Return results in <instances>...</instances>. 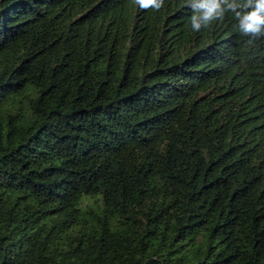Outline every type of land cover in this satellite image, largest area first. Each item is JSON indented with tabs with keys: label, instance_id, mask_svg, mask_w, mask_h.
Returning a JSON list of instances; mask_svg holds the SVG:
<instances>
[{
	"label": "trees",
	"instance_id": "trees-1",
	"mask_svg": "<svg viewBox=\"0 0 264 264\" xmlns=\"http://www.w3.org/2000/svg\"><path fill=\"white\" fill-rule=\"evenodd\" d=\"M186 0H0V264H264V36Z\"/></svg>",
	"mask_w": 264,
	"mask_h": 264
},
{
	"label": "clouds",
	"instance_id": "clouds-1",
	"mask_svg": "<svg viewBox=\"0 0 264 264\" xmlns=\"http://www.w3.org/2000/svg\"><path fill=\"white\" fill-rule=\"evenodd\" d=\"M132 3L141 10L159 11L165 0H132ZM186 5L191 9L189 21L194 32L231 14L240 36L249 38V42L264 36V0H186Z\"/></svg>",
	"mask_w": 264,
	"mask_h": 264
}]
</instances>
